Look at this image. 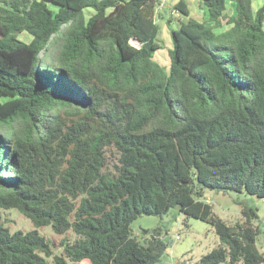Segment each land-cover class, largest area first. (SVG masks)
Segmentation results:
<instances>
[{
    "label": "trees",
    "instance_id": "1",
    "mask_svg": "<svg viewBox=\"0 0 264 264\" xmlns=\"http://www.w3.org/2000/svg\"><path fill=\"white\" fill-rule=\"evenodd\" d=\"M232 1L233 15L200 0L208 20L168 17L164 66L162 0H0V208L79 236L51 262L37 229L11 232L0 214V264H157L165 238L132 223L173 207L221 239L201 264L264 262L256 209L229 224L205 197L264 199V3Z\"/></svg>",
    "mask_w": 264,
    "mask_h": 264
},
{
    "label": "rangeland",
    "instance_id": "2",
    "mask_svg": "<svg viewBox=\"0 0 264 264\" xmlns=\"http://www.w3.org/2000/svg\"><path fill=\"white\" fill-rule=\"evenodd\" d=\"M190 7V15L184 16L172 10V0H162L156 17L160 26L158 41L162 44V48L157 50L155 59L164 66H169L170 57L169 50L173 47L169 28L166 19L170 16L174 18L173 25L180 26L181 21L193 17L199 20H208V16L202 8L200 0H186ZM227 14L232 15L233 3L227 0ZM264 3V0H252L253 10L257 11ZM160 12L163 16L160 15ZM85 16L89 18L95 13L93 8H85ZM229 25H226L227 28ZM223 28H217V31ZM22 39L29 41L31 39L27 34H23ZM137 45L136 42H132ZM119 155L114 148L108 151L107 164L111 171L116 169ZM207 201L211 204L214 212L229 224H233L237 220H244V210L246 208H255L258 218L254 223L259 226L258 246L264 251V199L257 195L249 194L245 191H220L207 189L205 192ZM4 225L11 232L18 230L30 231L37 229L39 233L51 244L53 255L49 257L52 262L55 255L64 253L66 244L75 241L79 236L70 228L64 233H57L52 225L36 227L30 218L25 216L16 208L4 209L0 208ZM148 232L145 233L144 230ZM158 229L161 236L167 242V250L162 260L157 264H201V258L214 248L218 247L222 242L216 233L214 226L202 221L198 218L187 217L177 207H173L163 216L143 215L132 223L133 235L140 240ZM82 264H90L85 259ZM264 264V262L262 263Z\"/></svg>",
    "mask_w": 264,
    "mask_h": 264
},
{
    "label": "crops",
    "instance_id": "3",
    "mask_svg": "<svg viewBox=\"0 0 264 264\" xmlns=\"http://www.w3.org/2000/svg\"><path fill=\"white\" fill-rule=\"evenodd\" d=\"M173 2H172V4L174 3V2H176V1H178V0H172ZM231 2L233 3V7H232V11H233V14L235 13V5H234V2L231 0ZM232 14V15H233ZM163 16V15H162Z\"/></svg>",
    "mask_w": 264,
    "mask_h": 264
},
{
    "label": "water",
    "instance_id": "4",
    "mask_svg": "<svg viewBox=\"0 0 264 264\" xmlns=\"http://www.w3.org/2000/svg\"><path fill=\"white\" fill-rule=\"evenodd\" d=\"M133 42H137L136 40H133Z\"/></svg>",
    "mask_w": 264,
    "mask_h": 264
},
{
    "label": "built area",
    "instance_id": "5",
    "mask_svg": "<svg viewBox=\"0 0 264 264\" xmlns=\"http://www.w3.org/2000/svg\"><path fill=\"white\" fill-rule=\"evenodd\" d=\"M162 5V4H161Z\"/></svg>",
    "mask_w": 264,
    "mask_h": 264
}]
</instances>
